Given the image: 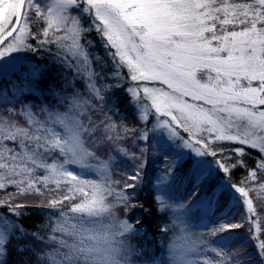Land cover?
<instances>
[{"label":"snow or ice","instance_id":"snow-or-ice-1","mask_svg":"<svg viewBox=\"0 0 264 264\" xmlns=\"http://www.w3.org/2000/svg\"><path fill=\"white\" fill-rule=\"evenodd\" d=\"M69 10L93 18L97 34L109 49L108 55L128 67L133 81L159 83L160 87L144 86L142 92L152 101L155 113L170 119L158 117L152 129L131 130L138 134L136 139L149 140L150 133L161 128L174 140L177 132L171 125L179 124L190 137H197L195 142L184 139L182 147L190 149L197 160L211 157L216 169L229 176L233 168L247 166L244 146L264 153V0H51L46 11H42L38 0H0V78L11 77L8 83L18 92L31 91L40 67L17 66L12 62L13 54L38 50L51 53V48L45 47L50 45L57 48L56 62L75 67L78 74L87 73L90 53L82 43L83 27L77 16L68 14ZM37 18L43 19L47 27L33 37L30 22L34 24ZM30 38L36 40L35 45L29 42ZM89 87L96 97L103 98L102 90L95 84L90 83ZM130 91L136 99L137 90ZM5 100L9 97L0 95V101ZM73 103L79 110L87 106V101L78 96ZM25 115L31 128L0 120V191L9 186H15L18 193L49 188L52 198L46 200V207L59 206L63 213L58 214L52 232L53 236L62 237L54 241L62 251H49L41 261L81 264L79 258L84 256L83 264H89L93 257L107 252L100 244L108 240L112 227L104 226L111 215L106 207L105 186L81 179L70 167H83L85 157L90 155L81 146L79 122L67 113L49 112L43 122L30 111ZM139 119H149L147 108L141 109ZM56 126L70 134L64 144L57 139ZM114 127L108 125L109 129ZM203 133H207V139ZM6 141L14 142V146L9 147ZM219 142H232V146L229 149ZM153 148L149 143L141 149V156ZM54 149L65 153L63 163L49 164L43 159L42 150ZM144 164H138L134 175L128 174L125 188L139 183ZM174 167L175 161L166 158L161 183L169 179ZM38 169L46 175L38 176ZM107 169L108 164L103 163L101 170L106 173ZM207 176V170L198 167L193 174L196 191L187 203L167 204L158 196L161 210L172 208L179 219L195 207L203 214L202 226L207 229L211 224L207 218L219 210V197L212 190L202 200H194ZM260 180H264V156L256 169L249 171L242 186L228 182L247 206L249 215L242 218L244 222L231 223L225 211L215 223L218 227L198 236L199 243L185 239L180 258L189 254L193 258L184 259L183 264H245L242 257L246 251L232 247L230 237L223 235L244 227L249 228L250 236L253 231L257 233L255 239L259 242L255 246L264 258V221L253 218L258 214L248 199L252 191L248 184ZM260 191L264 192V183H260ZM114 195L128 207L129 195L125 191ZM76 200L79 202H72ZM66 202H72L67 211ZM23 207L11 197H0V208H7L13 216L22 215ZM121 227L126 232L133 230L127 221ZM17 234L29 240L20 244L19 250L27 249L30 254L31 245L42 236L39 232L28 233L0 216V264H5L9 240ZM205 235L212 239L204 238ZM217 238L224 241V246H214Z\"/></svg>","mask_w":264,"mask_h":264},{"label":"trees","instance_id":"trees-1","mask_svg":"<svg viewBox=\"0 0 264 264\" xmlns=\"http://www.w3.org/2000/svg\"><path fill=\"white\" fill-rule=\"evenodd\" d=\"M79 20L82 27L89 28V32L82 35V43L90 53L88 67V71H91L90 78L84 71L78 74L75 67L69 68L56 62L54 59L56 53L54 52L57 51V48L54 45L45 46L51 48V53L43 50L24 52L22 64L39 66L40 74L36 77L32 90L29 92L16 91L8 83V79L11 77L0 78V95L9 97V100L0 101V120L5 123L13 122L20 127L31 128L32 126L27 122L26 112L30 111L36 120L43 122L47 119L49 112L64 114L69 103H72L77 96L81 101L86 100L87 106L84 107V111L75 115L79 122L78 132L81 146L84 151L90 154L84 159V167L91 170L101 168L103 163L108 164L107 172L102 171V176L97 179L99 184L105 186V199L107 202L120 201L114 195L120 191H125L129 195L128 210L125 211L124 203H121L118 206L119 214L122 218L134 223L137 229L136 240L146 242L149 253L154 257H162L170 243L181 244V239H176L181 233H194L201 236V234L209 232L212 227H218V224H215L205 229L202 226L203 214L195 207L187 216L177 219L172 208L161 210L160 202L157 200V197L160 196L167 204L174 205L182 201L187 203L191 193L196 191L193 174L198 170L201 162L211 165L212 169L210 166L209 168L203 167L207 170L208 176L207 180L199 185L200 190L196 193V197L201 195L206 197L212 190L219 197V210L207 219L223 214L230 201L236 198L238 203L227 218L231 223H243L242 218L249 215L247 206L243 205V198L234 192L230 184L242 186L249 171L256 169V165L264 153H259L258 149L244 146V159L247 166L233 168L229 176L216 169L211 157L199 162L188 153L182 155L178 141L176 139L168 140L162 129H154L150 133L149 140L136 139L135 135L138 134H133L131 130L138 131L142 127L152 129L155 125L154 120L152 116L147 121L139 119L140 114L130 104V98L123 87L107 91L102 94L103 98L94 95L89 87L90 83L95 84L99 89L101 85H108L113 81L108 77L112 71L110 55H108L109 49L105 48V43L101 42L100 35L94 31L85 15H79ZM45 27H47L45 21L37 18L35 23L30 26L33 37L37 31L42 32ZM89 41L91 43H88ZM29 42L35 45L36 40L30 38ZM102 62L105 64L102 65ZM109 124H113L115 127L109 129ZM178 130L182 135L186 134L184 131ZM203 137L207 139V133H203ZM149 143L155 149L146 152L142 157L141 149L147 147ZM219 143L229 149L232 146V142ZM6 144L9 147L14 146L12 141H6ZM42 151L43 159L47 163L64 162L65 158L58 149L50 152ZM166 158L175 161V167L169 179L161 183ZM140 162H145V164L139 183L133 188H125L124 181L128 174L134 175ZM37 175L43 177L46 172L43 169H38ZM260 183H264V180L248 184V187L252 189L248 199L252 200V206L258 214L253 218L264 221V192L260 191ZM50 187L54 188V185ZM61 191H66V188H62ZM55 195L58 196L59 193H55ZM0 197H11L16 204L24 206L22 215L13 216L8 213L7 208H0V216H5L11 222L19 224L28 233L39 232L46 236L50 231L48 226L59 214L58 209L46 207V200L52 198L49 188L42 187L40 192L18 193L15 186H9L6 190L0 191ZM72 202H66L65 210ZM222 222L220 221V223ZM248 232L249 228L244 227L223 235L230 237L232 247H241L239 249L241 252L246 251L242 257L245 264H264V258L259 256V250L255 246L259 242L255 239L257 233L253 231V235L250 236ZM204 238L212 239L210 235H205ZM261 239H264V236ZM24 243H29V240L18 236V234L11 236L7 255L4 257L5 264H26V261L27 264H31L33 256L29 250H19L22 247L20 244ZM35 244L33 243L34 246ZM214 246H224V241L217 238ZM154 264H159V261L156 260Z\"/></svg>","mask_w":264,"mask_h":264},{"label":"clouds","instance_id":"clouds-1","mask_svg":"<svg viewBox=\"0 0 264 264\" xmlns=\"http://www.w3.org/2000/svg\"><path fill=\"white\" fill-rule=\"evenodd\" d=\"M89 32V28L83 27L82 35ZM60 144H64L65 141L60 137H57ZM123 203L122 201L107 202L106 207L111 213L110 216L104 221V226H111L112 230L108 233V240L102 242L100 247L106 249V253H102L99 256L93 257L89 264H154L156 260L159 261V264H183L184 259H192V255L189 254L183 258H180V246L185 243L186 239L199 243L198 236L194 233H181L180 236H177L176 239H181V244L170 243L167 249H165V254L162 257H154L149 253L148 244L146 242H139L136 240L137 231L135 230L134 223L130 222L128 219L122 218L119 214V204ZM59 210V214L63 215L60 212L59 206L56 208ZM125 207V211H127ZM67 211V209L65 210ZM59 216L55 217L51 223V228L49 233L41 236V239L36 242L35 246L31 245L33 259L31 264H43L41 257L49 251L57 250L62 251L60 246L54 241H59L62 239L61 236H53L52 232L55 230V224ZM99 219V218H97ZM127 221L133 226V230L124 231L121 227V224ZM160 235L158 236V239ZM69 243L72 241L69 240ZM174 246V247H170ZM81 264H83L85 257L81 256ZM27 264V261H26Z\"/></svg>","mask_w":264,"mask_h":264},{"label":"rangeland","instance_id":"rangeland-1","mask_svg":"<svg viewBox=\"0 0 264 264\" xmlns=\"http://www.w3.org/2000/svg\"><path fill=\"white\" fill-rule=\"evenodd\" d=\"M38 3H39V6L41 7L42 11H46L47 6L50 5V3H51V0H38ZM68 14L72 15V16H77L78 19H79V15H85L86 18L90 21V24H91L92 28L96 32L95 25H94V22H93V18L91 16H89L88 14H86V13L85 14H80L78 11H73V10H69ZM31 24L32 23L30 22V26H31ZM60 34L63 35L62 32ZM101 42L105 43V41L102 39V37H101ZM55 48H56V46H55ZM112 51H114V50H112ZM23 53L13 54V61L12 62L15 65L19 66V65L22 64ZM54 53H57V51H55ZM109 59H110L109 61L111 63L112 71L108 75V77L110 79H113V81L111 83H109L108 85H103V86L101 85L100 86L99 89L102 90V94L107 93V91H109V90H113V89L118 88V87H123L125 93L130 98L129 99L130 104L133 106V108L135 110H137L139 112V114H140V111H141L142 108H147L148 109V115H149V117L152 116V119L154 120L155 124H156V120H157L158 117L161 120L170 119V117H164V116H162L160 114L155 113V110L151 108L152 101L149 98H147L144 95V93L142 92V88L144 86H146V85L147 86L160 87L158 82L153 83V82H144V81H139V80L133 81L131 79V73H130L128 67L125 64L120 63L118 58L116 60H113V58L110 56ZM104 64L105 63L102 62V65H104ZM86 75H87V77L90 78L91 71L90 70L87 71ZM130 89H136L137 90L138 95H137L136 99L132 98V93H131ZM67 107L68 108H67L65 113H67L70 117H74L75 120L78 121V119H77V117L75 115H77V113L78 114L82 113L84 111V108H83V110L76 109L73 102L72 103L70 102ZM262 107H264V106H262ZM171 127L174 128L176 130V132H177L176 140L178 141L179 150H180L181 154L182 155H186L188 153L192 157H194V154L191 152L190 149H185V148L182 147V141L184 139H190V138L193 141H195V139L197 137H190V134L188 132H186L184 130V128L182 126H180L179 124H172ZM56 128H57L58 137H60L64 141H66L70 134L66 131V129H64V128L60 127V126H56ZM177 128L182 130V131H184L186 134L182 135ZM158 129H161V128H158ZM162 130L166 134L165 137L169 140L168 131L166 129H162ZM61 153H62V155L65 158V153L64 152H61ZM196 161H197V159H196ZM199 162H201V160H199ZM209 166L212 169L211 165L205 164L204 162L203 163L201 162L199 164V167H201V168H203V167L204 168L205 167L209 168ZM70 167L75 170V173L78 174L81 179H83L85 181H88V182H90L92 184L99 183L97 181V179H98V177H101L102 174H103V172L101 170L102 167L101 168L91 169V170L86 169L84 166L81 167L80 165H70ZM192 194L193 193H191L190 196H192ZM203 198H204V196L201 195V196L194 197V200L199 201V200H202ZM237 203H238V200L236 198H233L230 201L229 206L226 208L225 211H227L228 214H230L234 210V208L237 205ZM222 215L223 214H218L214 218H209L208 220L211 223L209 225V227L215 225V223H217L221 219Z\"/></svg>","mask_w":264,"mask_h":264}]
</instances>
